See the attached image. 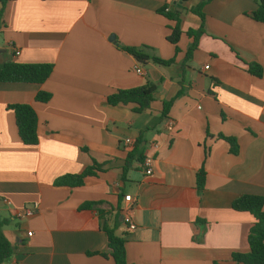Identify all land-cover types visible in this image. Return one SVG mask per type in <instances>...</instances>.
<instances>
[{"label": "crops", "instance_id": "0c3cea01", "mask_svg": "<svg viewBox=\"0 0 264 264\" xmlns=\"http://www.w3.org/2000/svg\"><path fill=\"white\" fill-rule=\"evenodd\" d=\"M179 2L7 3L0 20V63L15 56L14 48L18 62L52 64L54 70L41 85L0 83V217L10 220L3 231L16 247L3 264H115L100 210L125 238L128 264H237L234 253H249L254 217L232 205L243 195L264 198V24L249 16L259 5L214 0L204 8L206 34L181 85L180 64L192 43L185 32L201 24L190 10L201 0L184 2L181 10ZM173 8L183 19L178 54L167 40L175 23L160 13ZM121 47H149L162 59L176 58V65H142ZM249 64L261 66L263 76L251 75ZM146 84L156 86L151 110L109 105L108 97L118 90ZM181 90L163 117L164 102ZM39 92L51 100L37 102ZM14 105L35 110L37 145L21 142L9 108ZM139 137L153 174L134 163L122 181ZM221 137L237 142V155ZM94 163L104 171L87 177L83 186L56 185ZM202 168L206 180L200 191ZM88 203L98 204L81 210ZM34 204L39 208L32 218H17ZM125 208L135 230L123 221Z\"/></svg>", "mask_w": 264, "mask_h": 264}, {"label": "trees", "instance_id": "16d2710c", "mask_svg": "<svg viewBox=\"0 0 264 264\" xmlns=\"http://www.w3.org/2000/svg\"><path fill=\"white\" fill-rule=\"evenodd\" d=\"M10 0H0V20L3 17V13L7 3ZM188 2L190 0H179ZM214 0H201V2L190 10V13L197 16L201 24L197 29H189L185 34L192 40L185 59L180 64L183 72L182 82L184 81V72L188 68V64L192 61L193 54L198 50L199 41L206 34L205 30V14L204 8L213 2ZM259 8L250 14L249 16L260 23L264 24V0H256ZM169 21L175 23L171 27V34L167 40L176 46V53L180 52L178 43L181 36L184 34L182 30V13L173 8L170 12L162 10L160 12ZM121 49L131 55L138 63L146 65L148 63L161 66L171 67L176 65V58L165 60L160 58L154 53V50L149 47L131 48L121 47ZM249 73L255 77H262L263 70L261 66L257 64H249ZM54 65L52 64H25L16 60L15 56L5 63H0V83H25V84H44L52 75ZM156 86L153 84H146L145 86L128 89L118 90L116 93L108 97V103L111 106L119 105H133L136 113H143L151 110V105L155 101ZM184 94L181 90L170 101L164 102L162 116L167 117L175 100ZM51 95L44 92H39L36 96V101L41 103H47L51 100ZM14 111L15 122L21 142L25 145L34 146L39 143L38 136V116L35 110L29 105H14L9 107ZM227 141L230 146V152L233 155H237L239 152L238 144L235 140L230 138L221 137ZM142 137L137 139L134 149L128 154L125 165L123 167L122 181H126L127 173L132 168L134 163H138L142 166L146 160L145 155L141 151ZM104 166L94 163L88 167L83 173L79 175H68L60 178L57 182V186H70L81 187L84 185V181L87 177L96 176L99 172H103ZM206 172L202 168L197 173V188L202 191L205 187ZM98 203H88L81 207L82 209H91ZM232 209L237 212H247L254 217V224L250 230L248 242L250 251L247 254L234 253L232 256L233 262L237 264H264V198L260 196L243 195L237 198L232 205ZM107 214L100 210L99 218L101 220V229L106 233L108 239V246L111 250V257L115 264H128L125 238L117 235V226L110 227L107 222ZM120 219V216H116V221ZM9 219H2L0 217V264L9 261L16 253V247L5 236L3 229L9 224ZM108 257V255L103 254Z\"/></svg>", "mask_w": 264, "mask_h": 264}, {"label": "built area", "instance_id": "2783aa9c", "mask_svg": "<svg viewBox=\"0 0 264 264\" xmlns=\"http://www.w3.org/2000/svg\"><path fill=\"white\" fill-rule=\"evenodd\" d=\"M169 10H167L168 12ZM14 51V55L15 56H19L20 52L15 50L14 48H12ZM136 73L139 75H143V71L141 69H137ZM174 128L173 123H169L167 126V129L169 131H172ZM126 144L130 145L132 144V141L130 139L126 140ZM143 169L145 170V174L148 176H151L153 174L152 172V162L151 160L147 159L145 160L144 164L142 165ZM131 196H126L125 197V201L126 202H131ZM39 206L38 204H34V206L30 209H24V210H20L17 212L16 216L17 218L24 220V219H28V218H32L38 210ZM122 218L124 223L129 227V230H135L137 228L136 224L133 222L132 217H131V212H130V208H125L124 211L122 212ZM32 233L28 234V237H31Z\"/></svg>", "mask_w": 264, "mask_h": 264}, {"label": "water", "instance_id": "95a60500", "mask_svg": "<svg viewBox=\"0 0 264 264\" xmlns=\"http://www.w3.org/2000/svg\"><path fill=\"white\" fill-rule=\"evenodd\" d=\"M184 3V1H180L176 6L178 9L181 10L182 4Z\"/></svg>", "mask_w": 264, "mask_h": 264}, {"label": "rangeland", "instance_id": "374dc122", "mask_svg": "<svg viewBox=\"0 0 264 264\" xmlns=\"http://www.w3.org/2000/svg\"><path fill=\"white\" fill-rule=\"evenodd\" d=\"M190 24H193V22H192V21H190Z\"/></svg>", "mask_w": 264, "mask_h": 264}]
</instances>
